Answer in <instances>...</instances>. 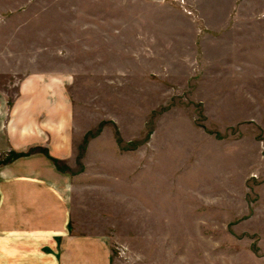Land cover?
Wrapping results in <instances>:
<instances>
[{
	"label": "rangeland",
	"instance_id": "374dc122",
	"mask_svg": "<svg viewBox=\"0 0 264 264\" xmlns=\"http://www.w3.org/2000/svg\"><path fill=\"white\" fill-rule=\"evenodd\" d=\"M78 2L109 0H0V83L34 71L75 72L68 160L75 220L99 229L108 220L116 264H264V39L253 56L257 74L244 81L229 72L215 32H198L195 73L173 72L185 71L173 58L157 73V58L141 51L158 36L128 23L133 2L117 5L118 25H93L87 16L92 26L82 36V14L62 10ZM165 2L199 22L201 7L205 21L214 20L205 0ZM256 17L264 20V10Z\"/></svg>",
	"mask_w": 264,
	"mask_h": 264
},
{
	"label": "crops",
	"instance_id": "0c3cea01",
	"mask_svg": "<svg viewBox=\"0 0 264 264\" xmlns=\"http://www.w3.org/2000/svg\"><path fill=\"white\" fill-rule=\"evenodd\" d=\"M130 1L135 5V13H131H134L133 23H128L158 36L156 40L145 39L146 47L156 43V50L142 47L141 51L149 59L157 58V73L166 72L167 58L183 63L180 66L185 71L175 68L173 72L195 73L192 67L197 64L202 48L198 32L203 31V35L215 32L214 37L223 40L222 58L229 72L239 76L238 82L240 78L244 81L246 76L257 74L254 63L257 59L253 56L260 51L259 39H264V20L256 17L264 10L260 1L205 0L214 18L209 22L200 13L201 7L199 22L165 0ZM125 2L128 4V0H109L108 6L66 3L62 10H77L82 14V20H76L78 34L82 36L91 23L96 25L105 20L118 25L117 5ZM89 10L95 14L86 15ZM247 10L254 12L252 18H247ZM97 11L110 12L109 19L101 18ZM87 16L93 17V22L86 20ZM235 59H244V64L248 59L254 64L253 70L250 66L248 72L244 71L240 62L234 67ZM74 74L70 67H64L14 74L13 81L0 83V264H116L111 254L116 234L108 220L99 229L96 221L80 225L73 214V182L68 160L74 154L75 143L70 94ZM7 156L10 159L3 162ZM62 161L66 163L61 165ZM146 212L166 218L165 211ZM130 218H134L133 214Z\"/></svg>",
	"mask_w": 264,
	"mask_h": 264
},
{
	"label": "built area",
	"instance_id": "2783aa9c",
	"mask_svg": "<svg viewBox=\"0 0 264 264\" xmlns=\"http://www.w3.org/2000/svg\"><path fill=\"white\" fill-rule=\"evenodd\" d=\"M117 250H118L119 255L125 254V248L124 247H122V248L117 247Z\"/></svg>",
	"mask_w": 264,
	"mask_h": 264
},
{
	"label": "trees",
	"instance_id": "16d2710c",
	"mask_svg": "<svg viewBox=\"0 0 264 264\" xmlns=\"http://www.w3.org/2000/svg\"><path fill=\"white\" fill-rule=\"evenodd\" d=\"M41 151H44V152H46V150L44 149H42ZM10 159V156H7V157H5V159L3 160V162H6V161H8ZM54 161L56 162V159H54Z\"/></svg>",
	"mask_w": 264,
	"mask_h": 264
}]
</instances>
